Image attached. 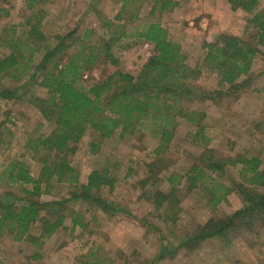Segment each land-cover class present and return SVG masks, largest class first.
<instances>
[{
    "label": "rangeland",
    "instance_id": "rangeland-1",
    "mask_svg": "<svg viewBox=\"0 0 264 264\" xmlns=\"http://www.w3.org/2000/svg\"><path fill=\"white\" fill-rule=\"evenodd\" d=\"M162 3H166L164 8ZM39 8L44 11L41 29L50 44L55 42V35L74 31L79 39L87 32V39L97 45L119 31L120 37L111 43L118 64L97 61L79 80V85L86 88L116 69L133 75L140 71L154 46L137 38L136 32L150 22L166 31L167 38L179 45L185 63L192 67L202 63L204 44L222 33L255 44L258 53L247 79L249 85L243 90L215 101L183 102L186 112L194 109L203 113L206 145L200 138H193L196 127L183 118L177 119L174 136L161 155L155 154L159 137L149 128L125 136L116 133L110 138L88 128L75 151L67 156L69 164L80 184L87 182L93 170L107 169L114 177V187L109 190L103 186L98 195L124 212L109 217L85 202H69L67 206L83 216L85 227L72 228L67 214L64 227L42 244H32L27 238L16 241L4 233L0 237V264H81L94 258H86L89 252L95 253L102 264H264L263 223H254L250 230L232 227L224 236L207 238L197 246L178 249L173 256L157 258L163 248L172 251L209 218H225L244 205L232 186V182L241 181L239 164H228L221 177L218 171L211 173L215 181L232 188L218 203L207 195L213 185L209 180L205 186L187 189L185 176L198 157L207 155L208 149L221 160L242 154L259 158L264 168V37L259 42L261 30L251 22L254 12L232 9L226 0H47L32 10L24 0H0V38L11 30L17 34L27 31L25 20L36 21ZM255 11L264 12V0H258ZM7 52L0 46V57ZM0 84L16 93L15 98L0 100V140L7 141L0 145V163L23 160L30 174L37 177L41 164L23 144L52 129L33 102L34 97H47V91L28 77L20 81L4 78ZM184 87L211 92L226 86H219L215 72L200 68ZM151 161L157 164L146 168ZM169 175L183 177L182 182L172 203L156 208V192L170 188L166 181ZM51 184L39 197L41 201L69 197L67 183ZM7 191L19 193L16 186L0 184V200ZM38 233V226H32L30 235L36 237Z\"/></svg>",
    "mask_w": 264,
    "mask_h": 264
},
{
    "label": "trees",
    "instance_id": "trees-1",
    "mask_svg": "<svg viewBox=\"0 0 264 264\" xmlns=\"http://www.w3.org/2000/svg\"><path fill=\"white\" fill-rule=\"evenodd\" d=\"M24 1L29 10L47 2ZM226 1L232 9L254 12L251 22L261 30L259 42H263L264 12L255 11L258 0ZM162 4L164 8L166 3ZM36 14V21L25 20L27 31L17 34L11 30L0 38V46L8 51L0 57V82L4 78L20 81L28 77L37 86L45 88L47 97H34L33 102L52 129L47 134L28 138L23 144L41 164L37 177L30 174L23 160L14 158L4 165L0 163L1 186H16L19 192L7 191L0 200V237L6 233L16 241L27 238L32 244H42L64 227L67 214L71 217L72 228L86 226L83 216L67 206L69 202H85L109 217L118 211L124 212L98 195L103 186L109 190L114 187V177L107 169L93 170L87 182L80 184L74 167L69 164L67 156L75 151L76 144L88 128L95 129L104 138L116 133L119 136L131 135L149 128L152 134L159 137L155 154L161 155L174 136L177 119L183 118L186 123L196 127L193 138H200L206 145L208 139L204 137L201 125L203 113L194 109L186 112L183 102L215 101L243 90L249 85L247 79L258 48L235 35L222 33L215 41L204 44L206 52L202 63L192 67L185 63L179 45L167 38L166 31L158 23L150 22L136 32L137 38L154 46L153 54L140 71L133 75L116 69L86 88L79 85V80L93 64L100 60H106L113 66L118 64L111 43L120 37L119 31H113L110 37L105 41L99 40L97 45L87 39V32L79 39L74 31L55 35V42L50 44L41 29L43 9L39 8ZM200 68L215 72L219 86L226 87L211 92H195L184 87L187 80L200 73ZM176 82L180 83L178 87L174 85ZM15 97L13 89L0 84V100ZM4 142L7 143L0 140V145ZM207 152L188 169L189 173L185 176L187 189L205 186L209 180L213 185L207 195L211 194L213 202L218 203L232 188L215 181L211 173L218 171L221 177L226 174L228 164H239L241 181L232 182V186L241 195L244 205L225 218H209L172 251L163 248L157 258L167 254L173 256L178 249L197 246L207 238L224 236L232 227L250 230L254 223H263L264 226V168L260 167L261 160L242 154L234 159L221 160L214 156L211 149ZM156 164L151 161L145 166L149 168ZM182 178L174 175L166 178L170 188L165 192H156V208L172 203ZM51 181L67 183L70 187L69 197L41 201L39 197L52 186ZM36 225L39 233L32 237L30 229ZM86 258L81 264H102L95 253L89 252Z\"/></svg>",
    "mask_w": 264,
    "mask_h": 264
}]
</instances>
